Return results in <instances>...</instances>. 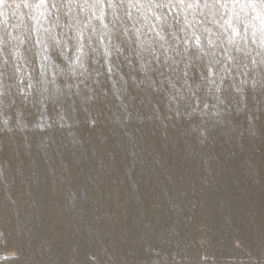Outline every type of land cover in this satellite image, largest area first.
<instances>
[{
  "label": "rangeland",
  "instance_id": "1",
  "mask_svg": "<svg viewBox=\"0 0 264 264\" xmlns=\"http://www.w3.org/2000/svg\"><path fill=\"white\" fill-rule=\"evenodd\" d=\"M30 3H0L4 264L264 260L259 22L214 0Z\"/></svg>",
  "mask_w": 264,
  "mask_h": 264
},
{
  "label": "snow or ice",
  "instance_id": "2",
  "mask_svg": "<svg viewBox=\"0 0 264 264\" xmlns=\"http://www.w3.org/2000/svg\"><path fill=\"white\" fill-rule=\"evenodd\" d=\"M3 0H0V3H2ZM25 3H30L29 0H25ZM46 0H38V3L31 4V8H41L45 5ZM229 3H231V7L233 9L234 14H236L237 18H239V13H235L236 6L239 5L240 7V13H243L245 16V20L249 21L251 23V26L253 28V36L256 35V28H257V21L259 22V31L261 35V43L264 44V0H214V4H219L220 7L228 8ZM178 5L181 7L187 6V7H198L199 6V0H196L195 4H184V0H178ZM149 7L151 4L148 5ZM163 4H157V7H163ZM173 5L171 3V0H169L168 7L171 8ZM207 3H205V7H207ZM226 24H228L229 27H231V21H226ZM247 28V24L245 25ZM233 32H236V29L233 28ZM51 127V125H49ZM11 131V129H9ZM2 170H0V175H2ZM150 249L152 251H156L157 255H160V251L155 249L154 246H150ZM151 255V253H149ZM88 264H96L95 261L89 260ZM139 264H145V262H139ZM147 264H166V261H157L153 259H149L147 261ZM258 264H264V260H260Z\"/></svg>",
  "mask_w": 264,
  "mask_h": 264
},
{
  "label": "bare ground",
  "instance_id": "3",
  "mask_svg": "<svg viewBox=\"0 0 264 264\" xmlns=\"http://www.w3.org/2000/svg\"><path fill=\"white\" fill-rule=\"evenodd\" d=\"M11 2H12V0H11ZM10 5V4H9ZM8 6V5H7ZM11 12H13V16H11L12 17V22L14 23H12V25L14 26V29L15 30H13V33L10 35V37H9V41L11 42V44H14V49L15 50H19L20 48H22V47H24L25 45H27V46H29L30 44H31V41L29 40V33L27 32V28H28V25L26 24V22H24V21H19V22H17V19H19V18H21V15H22V13H23V10H22V8L17 4V3H11ZM10 16V15H9ZM8 17V16H7ZM6 20V19H5ZM17 22V23H16ZM26 35H27V37H26ZM19 47V48H18ZM25 49V48H24ZM13 52V51H12ZM17 51L14 53L15 55H17ZM27 55V54H26ZM29 56V55H28ZM17 57V56H16ZM15 58V57H14ZM22 58V57H21ZM18 59V58H17ZM16 59V60H17ZM30 64V63H29ZM97 65V64H96ZM32 66V65H31ZM27 67H29L28 65H27ZM32 68V67H31ZM5 69H7L6 68V66H5V63H0V70L1 71H4ZM29 70V69H28ZM6 71V70H5ZM30 71V70H29ZM96 73V72H95ZM24 82V81H23ZM8 80H2L1 82H0V87L1 88H6V87H8ZM23 86H25L24 84H23ZM22 86V87H23ZM25 89V88H24ZM25 91V90H24ZM24 94V93H23ZM4 104V103H3ZM6 104V103H5ZM7 105H9V103L8 104H6V107H7V109H8V106ZM11 105V104H10ZM4 106V105H3ZM5 108V107H4ZM28 111V110H27ZM1 138H2V136H1ZM5 139H4V148H6L7 150H8V147H9V141H10V139H9V137H4ZM3 144V143H2ZM96 144V147H97V149H99V150H101V146H100V141H98L97 143H95ZM94 144V145H95ZM4 202V201H3ZM0 208H2V207H0ZM6 215L7 216H9L8 215V213H6ZM4 216V215H3ZM8 220H9V218H8ZM7 232H6V238H7V236H8V238H10V236L11 235H13L14 233L12 232V230H10V229H8V230H6ZM7 238V239H8ZM12 259H14V257L13 256H11V255H5V256H3L2 257V259H0V264H4V263H11V262H13V260Z\"/></svg>",
  "mask_w": 264,
  "mask_h": 264
}]
</instances>
